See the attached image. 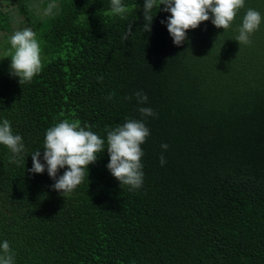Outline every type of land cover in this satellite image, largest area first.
I'll list each match as a JSON object with an SVG mask.
<instances>
[{
  "label": "trees",
  "instance_id": "16d2710c",
  "mask_svg": "<svg viewBox=\"0 0 264 264\" xmlns=\"http://www.w3.org/2000/svg\"><path fill=\"white\" fill-rule=\"evenodd\" d=\"M6 1L36 34L42 59L41 72L20 84L7 35L0 124L8 120L26 149L10 163L0 145V246L8 242L14 264H264V19L250 44L236 41L248 9L264 18V0H245L225 31L209 13L180 46L164 5L144 32V0H122L125 19L111 14V0H43L57 5L45 16L35 15L36 0ZM3 10L0 31L12 34ZM65 119L87 125L105 150L63 197L43 148L46 131ZM129 119L150 131L139 189L107 168L106 129ZM37 150L42 174L30 171Z\"/></svg>",
  "mask_w": 264,
  "mask_h": 264
},
{
  "label": "clouds",
  "instance_id": "9594fccd",
  "mask_svg": "<svg viewBox=\"0 0 264 264\" xmlns=\"http://www.w3.org/2000/svg\"><path fill=\"white\" fill-rule=\"evenodd\" d=\"M160 5L165 6L164 12L171 14L167 19V30L174 44L180 46L186 40L187 30L196 29L202 22L208 21L209 13L211 22L217 29H229L239 10L244 7L245 0H144V32L151 31V13L154 8L159 11ZM53 6L50 4L47 11L50 12ZM128 12L129 8L122 4V0H111V14L125 19ZM262 19L264 18L260 12L248 9L238 29L236 41L239 44H250V36L259 29ZM131 33L130 24L123 38L127 40ZM10 44V74L18 77L20 84L30 83L42 70L41 48L36 34L31 29L17 31L10 38ZM135 95L138 103L147 102L145 94L137 92ZM111 98L110 95L108 99ZM139 111L145 117L154 115L151 108L141 107ZM87 128V125L82 127L78 120L65 119L46 131L43 160L46 162L49 177L55 181L53 190L61 193L63 197L74 192L84 179L85 169L96 162L97 153L105 150V141L92 131L86 130ZM106 132L107 152L110 157L108 170L121 185L130 186L131 189L141 188L144 177L141 164L144 153L141 145L150 135L149 129L143 121L129 119L114 130L106 129ZM0 145L6 146L11 152L10 163L19 164L23 159L21 154L26 149L22 137L13 134L11 124L6 119L0 124ZM161 147L167 150L168 145ZM40 156V150L31 155L32 173L42 174L45 171V164L40 162ZM160 160L161 165L166 163L163 156ZM65 166L68 170L57 179L58 169ZM0 264H14V253L7 241L0 246Z\"/></svg>",
  "mask_w": 264,
  "mask_h": 264
},
{
  "label": "rangeland",
  "instance_id": "374dc122",
  "mask_svg": "<svg viewBox=\"0 0 264 264\" xmlns=\"http://www.w3.org/2000/svg\"><path fill=\"white\" fill-rule=\"evenodd\" d=\"M41 2H43V0H36V6H34L33 8H35L34 13L35 15L40 14L41 16H45L48 15L50 12H48V6L54 5L52 7V11H54V9L56 8V4H54L53 2L50 1V3H48L47 7L41 6ZM4 3V12H8L10 14V20H11V25H12V34H9L8 32H2L0 31V53L6 51V49H4V46L6 44V37L7 35L11 38L17 31H22L24 29H26V18L23 15H19L17 13V11L15 10L16 7H14L13 5H9L7 3L6 0L3 1ZM44 5V4H43ZM28 28V27H27ZM10 48H11V44H10ZM12 51V49L9 50L8 53H10ZM11 65V63H10Z\"/></svg>",
  "mask_w": 264,
  "mask_h": 264
},
{
  "label": "flooded vegetation",
  "instance_id": "af4514ba",
  "mask_svg": "<svg viewBox=\"0 0 264 264\" xmlns=\"http://www.w3.org/2000/svg\"><path fill=\"white\" fill-rule=\"evenodd\" d=\"M0 4H1L2 6H4V3H3V1H1V2H0Z\"/></svg>",
  "mask_w": 264,
  "mask_h": 264
}]
</instances>
